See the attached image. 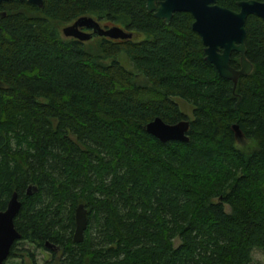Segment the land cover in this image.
Segmentation results:
<instances>
[{"label":"trees","instance_id":"obj_1","mask_svg":"<svg viewBox=\"0 0 264 264\" xmlns=\"http://www.w3.org/2000/svg\"><path fill=\"white\" fill-rule=\"evenodd\" d=\"M0 9V210L16 192L18 240L58 245L46 264H250L252 249H264L263 19L246 18L252 69L233 89L204 60L188 14L166 25L142 0ZM83 15L141 36L94 45L64 37L60 27ZM239 61L233 52L230 64ZM155 117L188 120V140L148 133ZM79 203L87 226L74 242Z\"/></svg>","mask_w":264,"mask_h":264},{"label":"water","instance_id":"obj_2","mask_svg":"<svg viewBox=\"0 0 264 264\" xmlns=\"http://www.w3.org/2000/svg\"><path fill=\"white\" fill-rule=\"evenodd\" d=\"M9 1V0H0ZM216 0H162L155 7L154 0L146 1L148 11L155 9L154 16L163 18L167 24L174 11H188L193 17L192 29L201 37L204 45V60L211 63L218 75L232 82L235 89L237 80L242 75H247L252 69L251 63L245 57V21L248 15H256L264 21V1L241 0L237 2L238 11L215 4ZM31 4L43 5V0H28ZM5 12H0V18ZM92 28L91 32L82 31L80 28ZM64 37H74L78 40H87L100 35L114 39H128L132 36L119 26L103 28L91 16H80L73 23L61 28ZM239 53V68L230 64L232 52ZM188 120H180L176 123H166L160 117H155L148 122L144 129L162 142L168 140L187 141ZM237 142L244 139L242 131L237 124L231 126ZM35 188L29 186L27 193ZM21 203L17 193L13 192L4 210H0V264L8 258L12 244L21 238V233L15 228L14 217L20 209ZM86 208L79 203L74 211L75 228L73 241L83 240L84 230L87 226ZM44 246L51 251H58L59 246L45 241Z\"/></svg>","mask_w":264,"mask_h":264},{"label":"rangeland","instance_id":"obj_3","mask_svg":"<svg viewBox=\"0 0 264 264\" xmlns=\"http://www.w3.org/2000/svg\"><path fill=\"white\" fill-rule=\"evenodd\" d=\"M67 24H70V22L66 23L65 25ZM63 26H61L60 28H62ZM95 42L96 40L88 41V43H91L93 45ZM119 59L127 69H133L131 60L127 55L122 53L120 54ZM175 101L178 104L181 111L190 117L191 109H192L191 106L180 98H175ZM15 252L17 254L15 256L7 258L3 264H30L33 258L37 264H46L51 262L54 259V257H58L59 255V254H57V256L52 255L48 249L38 246L35 242H32L29 239L18 240V243L15 245ZM250 264H264V249H260V248L252 249Z\"/></svg>","mask_w":264,"mask_h":264},{"label":"flooded vegetation","instance_id":"obj_4","mask_svg":"<svg viewBox=\"0 0 264 264\" xmlns=\"http://www.w3.org/2000/svg\"><path fill=\"white\" fill-rule=\"evenodd\" d=\"M11 1H18V2H22V3H25V2H27L28 4H30V5H33V6H35V7H38V8H41L40 6H38V5H36V4H31V3H29L28 2V0H9V1H2L1 3H0V5H2L3 4V2H11ZM143 2H144V6H145V10L147 11V12H149V13H151L153 16H154V12H155V9L154 10H152V11H148L147 10V8H146V1L147 0H142ZM160 1H162V0H154V5H155V7H158L159 6V2ZM241 1V0H240ZM238 2V1H237ZM237 2H236V5H237ZM215 4H217V5H219V6H222V5H220V4H218V0H216L215 1ZM222 7H225V6H222ZM238 7V6H237ZM226 8H228V7H226ZM230 9V8H229ZM231 10H233V11H238L239 10V7H238V9H231ZM0 12H5L4 10H1L0 9ZM176 13H185V14H188V15H190L191 16V18H192V22L194 21V17H193V15L190 13V12H188V11H174V12H172V15H171V17H170V19H169V22L166 24L164 21H163V18H161L160 20L164 23V24H166V25H168L169 23H170V21H171V19H172V17L174 16V14H176ZM5 14H6V12H5ZM86 16H91L93 19H95L99 24H100V26L101 27H103V28H107V27H110V26H119L120 28H122L123 30H125V31H127V32H129L125 27H123V26H121V25H118V24H115V23H113L111 20H107V19H101V18H98V17H95L94 15H86ZM155 17V16H154ZM156 18V17H155ZM157 19H159V18H157ZM75 20V19H74ZM74 20H72L71 22H70V24L71 23H73V21ZM192 22H191V26H192ZM67 25H69V24H67ZM192 28V27H191ZM82 31H85V32H91L92 31V28H85V27H81L80 28ZM193 30V29H192ZM194 31V30H193ZM62 33V32H61ZM131 33V32H130ZM197 33V32H196ZM132 34V33H131ZM198 34V33H197ZM141 35L140 34H132V36L130 37V38H133V39H135L136 37L138 38V37H140ZM72 38H74V37H72ZM100 38H105V39H109V40H114V41H120V40H124V39H114V38H109V37H106V36H100V35H96V36H93V37H91V38H89V39H87V40H79V41H82V42H88V41H90V40H97V39H100ZM201 38V37H200ZM75 39H77V38H75ZM78 40V39H77ZM203 44V43H202ZM203 48H204V45H203ZM234 52V51H233ZM232 52V53H233ZM232 53H231V55H232ZM237 53V52H236ZM239 54V53H238ZM230 60H231V56H230ZM49 250V249H48ZM49 251H51V250H49ZM9 257V256H8Z\"/></svg>","mask_w":264,"mask_h":264}]
</instances>
